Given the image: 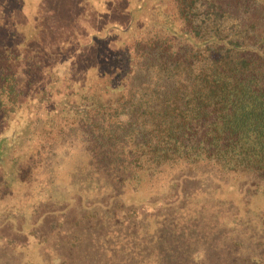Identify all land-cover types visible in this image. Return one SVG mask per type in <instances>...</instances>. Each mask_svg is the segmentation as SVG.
<instances>
[{
  "label": "trees",
  "instance_id": "16d2710c",
  "mask_svg": "<svg viewBox=\"0 0 264 264\" xmlns=\"http://www.w3.org/2000/svg\"><path fill=\"white\" fill-rule=\"evenodd\" d=\"M73 130L121 189L203 168L264 186V0H0V212Z\"/></svg>",
  "mask_w": 264,
  "mask_h": 264
},
{
  "label": "rangeland",
  "instance_id": "374dc122",
  "mask_svg": "<svg viewBox=\"0 0 264 264\" xmlns=\"http://www.w3.org/2000/svg\"><path fill=\"white\" fill-rule=\"evenodd\" d=\"M87 136L55 138L31 200L0 212V264H253L264 256V186L203 168L143 194L121 189L96 177L102 168L92 165Z\"/></svg>",
  "mask_w": 264,
  "mask_h": 264
}]
</instances>
